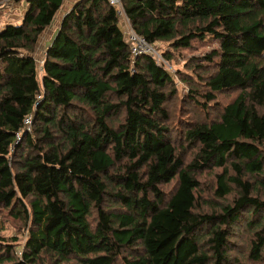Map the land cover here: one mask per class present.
Instances as JSON below:
<instances>
[{
	"label": "trees",
	"instance_id": "1",
	"mask_svg": "<svg viewBox=\"0 0 264 264\" xmlns=\"http://www.w3.org/2000/svg\"><path fill=\"white\" fill-rule=\"evenodd\" d=\"M25 1L0 27V217L26 238L0 236V264H264V0H120L161 62L106 0H74L39 69L63 0ZM205 37L179 96L163 62Z\"/></svg>",
	"mask_w": 264,
	"mask_h": 264
},
{
	"label": "rangeland",
	"instance_id": "2",
	"mask_svg": "<svg viewBox=\"0 0 264 264\" xmlns=\"http://www.w3.org/2000/svg\"><path fill=\"white\" fill-rule=\"evenodd\" d=\"M72 2H73L72 0H63L60 8L55 12L50 23L44 28V30L39 35L34 51V58L38 69L44 48L51 41V38L58 27L59 20L62 14L69 8ZM1 6H0V27L3 24H5V22H9L10 24H18L21 20L19 19L20 15L24 12L27 6V2L25 0L6 1ZM161 44L163 43H155L154 46L156 47V45H161ZM216 47H217L216 42L211 40L209 37H205L203 41L193 40L188 48L180 47V48H176L175 50H172L174 57H172L169 61L168 60L164 61L163 66L172 76H174L175 69H182L190 73L193 67L195 68L194 72L201 73L203 70L208 68L209 64L207 62H203L202 60H199L197 56H201L204 53H206L208 50ZM164 48L165 47L163 45L159 47V49L162 50ZM174 78H175L174 81L177 89V94L181 96L186 92L187 86L175 76ZM234 94L235 92L231 91L228 93H223L222 95H218L219 101L222 103L226 102ZM179 127L180 124L174 122V128L177 130ZM204 179L206 180L203 181V183L200 186V195H199L200 197L198 201L200 203L209 202L208 204L219 206V204L221 203L218 202L217 205V202L213 200L212 195L209 194V186L212 180L210 179V177ZM200 210L207 211L208 209L204 208V206L200 204ZM242 235H244V233H239L238 236L236 237L237 242L239 240L238 244L243 243ZM0 236L6 239H14L15 241H12L11 243L14 246V251H18V248L22 245V243L26 238V231L23 227L20 226L19 223L11 221L6 217L4 218L0 217ZM245 241L243 243V246L245 244Z\"/></svg>",
	"mask_w": 264,
	"mask_h": 264
},
{
	"label": "built area",
	"instance_id": "3",
	"mask_svg": "<svg viewBox=\"0 0 264 264\" xmlns=\"http://www.w3.org/2000/svg\"><path fill=\"white\" fill-rule=\"evenodd\" d=\"M107 3L115 8V13L119 17L120 30L125 38L129 52L131 56L136 54H147L151 56L156 62H161L162 58L160 53L148 42L144 40L140 35L135 33V31L130 26V23L123 13L120 0H106ZM30 120L25 118L23 120L24 131H29ZM18 135L16 139H18Z\"/></svg>",
	"mask_w": 264,
	"mask_h": 264
},
{
	"label": "crops",
	"instance_id": "4",
	"mask_svg": "<svg viewBox=\"0 0 264 264\" xmlns=\"http://www.w3.org/2000/svg\"><path fill=\"white\" fill-rule=\"evenodd\" d=\"M72 1H74V0H72ZM21 16V15H20ZM20 19V18H19Z\"/></svg>",
	"mask_w": 264,
	"mask_h": 264
}]
</instances>
